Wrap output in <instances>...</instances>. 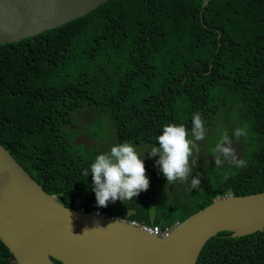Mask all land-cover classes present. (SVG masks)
<instances>
[{"label": "trees", "instance_id": "1", "mask_svg": "<svg viewBox=\"0 0 264 264\" xmlns=\"http://www.w3.org/2000/svg\"><path fill=\"white\" fill-rule=\"evenodd\" d=\"M90 111L98 123L84 132L95 147L77 144L83 134L74 130ZM194 112L214 137L193 153L196 163L174 195L161 189L150 200L146 190L97 207L85 173L106 151L105 118L115 144L139 148L154 145L166 123L190 129ZM220 117V134L233 139L246 166L215 165ZM237 127L247 135L232 137ZM0 143L65 207L161 230L228 192L264 193V0H212L206 7L202 0H111L59 28L0 46ZM197 173L201 183L190 190ZM15 259L0 239V264ZM197 264H264V232H221Z\"/></svg>", "mask_w": 264, "mask_h": 264}, {"label": "water", "instance_id": "2", "mask_svg": "<svg viewBox=\"0 0 264 264\" xmlns=\"http://www.w3.org/2000/svg\"><path fill=\"white\" fill-rule=\"evenodd\" d=\"M109 1L0 0V46L59 28ZM202 1L206 7L212 0ZM97 215L46 194L0 143V239L17 264H197L221 232H264V193L217 198L164 238Z\"/></svg>", "mask_w": 264, "mask_h": 264}, {"label": "clouds", "instance_id": "3", "mask_svg": "<svg viewBox=\"0 0 264 264\" xmlns=\"http://www.w3.org/2000/svg\"><path fill=\"white\" fill-rule=\"evenodd\" d=\"M207 131L201 114L194 112L191 116L190 129L186 128L183 123L162 125L160 134L155 137V144L150 146L145 153L149 159L157 158L154 166L158 168L167 183L176 180L185 181L191 173L189 158L194 150H199L197 142L205 140ZM246 135L243 127H237L232 132V137L235 138ZM211 152L217 167L223 163H229L237 168L246 166L245 160L237 156L233 147V139L227 132H221ZM144 154L140 155L132 142L124 141L113 144L107 151L95 156L85 175L87 177L91 175L90 190L94 193L98 208L106 207L108 203H114L117 200L121 202L131 200L148 189L149 180L145 175ZM195 163V160L191 161L193 166ZM200 183L199 173L191 176L190 190L197 188ZM226 195L231 196V193L228 192ZM82 211L86 212L85 209ZM90 214H98V211ZM111 218L129 224L136 222L121 217Z\"/></svg>", "mask_w": 264, "mask_h": 264}, {"label": "rangeland", "instance_id": "4", "mask_svg": "<svg viewBox=\"0 0 264 264\" xmlns=\"http://www.w3.org/2000/svg\"><path fill=\"white\" fill-rule=\"evenodd\" d=\"M221 114V112H220ZM219 114V115H220ZM219 117V116H218ZM96 119V121H95ZM78 124L75 126L74 130H78L81 132L83 135L79 140H77V144L79 145H87L90 147H95L96 144L94 141H92L87 135H85V132L88 128H91L92 126H96L98 123L97 116L94 112H85L83 115H81L79 118H77ZM220 124L223 127L224 124V118L220 117L217 120L216 127L214 129L215 133L220 135ZM102 137H101V143L105 147V150L107 151L113 144H115V138H114V129L113 126L110 124L109 119L105 118V120L102 123ZM209 132V131H207ZM214 137L213 134H207L206 140L198 141L199 143L198 147H206L207 143L210 142V139ZM151 145H143L139 148H137V151L139 152L140 155H143L146 151L150 149ZM233 147L235 148L237 156L240 155L239 149L234 146L233 142ZM103 151V148L101 149ZM197 152L196 150L193 151V153ZM195 158V155L193 154L190 158L189 161H191ZM157 159L156 157H153L149 159L147 157V153L144 154V166H145V175L147 176L149 180V187L147 189L148 193L150 194V200H153L154 197H160L159 190L164 189L166 192L164 194H172L174 195L177 190L180 188V182L182 183L181 180H176L173 181L172 183H167L166 180L164 181H157L158 177L164 178L162 174L159 172L158 168L154 166V161ZM210 159V158H208ZM153 171V172H152ZM156 178V179H155ZM157 182V183H156ZM157 185V187H156Z\"/></svg>", "mask_w": 264, "mask_h": 264}, {"label": "built area", "instance_id": "5", "mask_svg": "<svg viewBox=\"0 0 264 264\" xmlns=\"http://www.w3.org/2000/svg\"><path fill=\"white\" fill-rule=\"evenodd\" d=\"M130 224L134 227H140L144 230L149 231L152 235H156V236H160V237H166L169 233V229L165 228V230H161L160 228H152L150 227H146L144 225H140L137 222H130Z\"/></svg>", "mask_w": 264, "mask_h": 264}, {"label": "bare ground", "instance_id": "6", "mask_svg": "<svg viewBox=\"0 0 264 264\" xmlns=\"http://www.w3.org/2000/svg\"><path fill=\"white\" fill-rule=\"evenodd\" d=\"M224 198H225V197H224ZM218 199H222V198H218ZM88 214H89V213H88ZM97 216L109 217L108 215L101 214V213H99V212H98V215H97ZM109 218H111V217H109ZM177 225H178V224H176V225L171 229V231H169L168 235L172 232V230H173ZM168 235H167V236H168ZM153 236H156V235H153ZM167 236H166V237H167ZM157 237H159V238H164V237H160V236H157ZM214 237H215V236H214ZM212 238H213V237H212ZM212 238H211V239H212ZM198 261H199V260H198Z\"/></svg>", "mask_w": 264, "mask_h": 264}]
</instances>
